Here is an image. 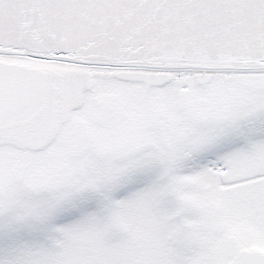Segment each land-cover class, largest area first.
<instances>
[{"label": "snow or ice", "instance_id": "obj_1", "mask_svg": "<svg viewBox=\"0 0 264 264\" xmlns=\"http://www.w3.org/2000/svg\"><path fill=\"white\" fill-rule=\"evenodd\" d=\"M0 264H264V0H0Z\"/></svg>", "mask_w": 264, "mask_h": 264}]
</instances>
